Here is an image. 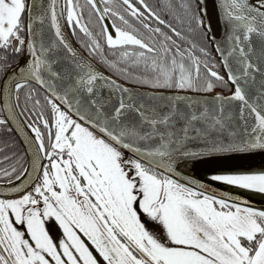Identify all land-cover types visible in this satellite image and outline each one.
<instances>
[{
    "label": "snow or ice",
    "instance_id": "6c2138e0",
    "mask_svg": "<svg viewBox=\"0 0 264 264\" xmlns=\"http://www.w3.org/2000/svg\"><path fill=\"white\" fill-rule=\"evenodd\" d=\"M5 126L0 264H264V0H0Z\"/></svg>",
    "mask_w": 264,
    "mask_h": 264
},
{
    "label": "trees",
    "instance_id": "16d2710c",
    "mask_svg": "<svg viewBox=\"0 0 264 264\" xmlns=\"http://www.w3.org/2000/svg\"><path fill=\"white\" fill-rule=\"evenodd\" d=\"M5 129H6V132H8L10 135L0 134V147L3 146L2 150L4 149V145H7L9 149H11L10 151L7 152V154L9 152L16 151L17 149L22 151V146L19 143L15 133L13 131H8L7 126ZM13 144H15V147H13Z\"/></svg>",
    "mask_w": 264,
    "mask_h": 264
},
{
    "label": "flooded vegetation",
    "instance_id": "af4514ba",
    "mask_svg": "<svg viewBox=\"0 0 264 264\" xmlns=\"http://www.w3.org/2000/svg\"><path fill=\"white\" fill-rule=\"evenodd\" d=\"M150 2L157 5V6H160V4H161V0H150ZM21 103H23L22 100H21ZM5 128H6V126L4 128H0V134L1 135H10L8 132H6ZM2 148H3V146L0 147V156L7 155V152L11 150V149H9V147H7V149L4 148L3 150H2ZM0 167H5V163L0 161Z\"/></svg>",
    "mask_w": 264,
    "mask_h": 264
},
{
    "label": "water",
    "instance_id": "95a60500",
    "mask_svg": "<svg viewBox=\"0 0 264 264\" xmlns=\"http://www.w3.org/2000/svg\"><path fill=\"white\" fill-rule=\"evenodd\" d=\"M209 3H211V0H209ZM13 132L15 133V135H16V137H17L19 143H20L21 146H22V137H21V135H18L17 132H16V130H13ZM252 195L254 196V201H255L256 203H260L261 200L264 199V197H262L260 194H252Z\"/></svg>",
    "mask_w": 264,
    "mask_h": 264
}]
</instances>
